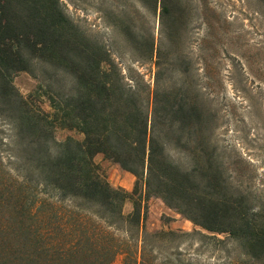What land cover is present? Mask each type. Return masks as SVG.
<instances>
[{
  "label": "trees",
  "instance_id": "16d2710c",
  "mask_svg": "<svg viewBox=\"0 0 264 264\" xmlns=\"http://www.w3.org/2000/svg\"><path fill=\"white\" fill-rule=\"evenodd\" d=\"M137 1L160 16L158 43L151 37L145 55L153 85L130 83L60 0H0V123L9 127L12 161L8 169L0 148V264H115L118 255L122 264H264V197L243 189L221 158L217 115L181 50L188 1ZM37 70L51 113L14 84L22 72L38 78ZM58 129L84 138L58 142ZM98 155L133 175L134 189L113 187ZM153 197L194 230L148 231ZM230 242L239 256L203 259V246Z\"/></svg>",
  "mask_w": 264,
  "mask_h": 264
},
{
  "label": "rangeland",
  "instance_id": "374dc122",
  "mask_svg": "<svg viewBox=\"0 0 264 264\" xmlns=\"http://www.w3.org/2000/svg\"><path fill=\"white\" fill-rule=\"evenodd\" d=\"M187 1L190 7L189 34L187 43L181 50L192 63L194 81L203 86V97L217 115L215 143L218 152L228 167L235 170L239 178L238 184L243 189L252 191L255 196L264 197V2ZM60 2L67 15L82 30L109 49L130 83L136 84V80L140 81L142 77L146 83L154 84L156 68L145 55L151 37L158 43L159 13L147 12L137 0ZM203 16L206 17L208 26L204 23ZM124 26L133 39L132 44H129L124 35ZM209 26L215 27L213 34ZM139 55L144 58H138ZM42 73L37 70L38 78L26 72L19 73L14 78V84L34 106L51 113L46 94L48 81ZM178 79L180 78L176 77L175 80ZM8 137L9 127L0 123V148L4 151L2 161L10 169L12 161L4 144L8 142ZM68 137L80 141L84 138L77 131H56L58 142H63ZM95 161L102 167L113 187L127 191L134 189L136 179L117 164L106 160L102 155L96 156ZM135 199L126 201V215L133 211ZM147 207L148 231L194 230L191 222L168 208L160 198H151ZM117 236L120 240L127 239L123 231H118ZM218 237L224 239L225 236ZM202 251L203 259L217 256L221 262H227L229 255L239 256L237 247L231 242L217 247L205 245ZM122 262L123 256L118 255L115 264Z\"/></svg>",
  "mask_w": 264,
  "mask_h": 264
},
{
  "label": "crops",
  "instance_id": "0c3cea01",
  "mask_svg": "<svg viewBox=\"0 0 264 264\" xmlns=\"http://www.w3.org/2000/svg\"><path fill=\"white\" fill-rule=\"evenodd\" d=\"M130 174V173H129ZM131 175V174H130ZM132 177H134L133 175H131ZM135 178V177H134ZM132 178L130 177V180H131Z\"/></svg>",
  "mask_w": 264,
  "mask_h": 264
}]
</instances>
